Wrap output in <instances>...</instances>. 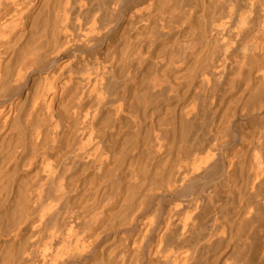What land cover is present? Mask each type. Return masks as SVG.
<instances>
[{
    "label": "bare ground",
    "instance_id": "1",
    "mask_svg": "<svg viewBox=\"0 0 264 264\" xmlns=\"http://www.w3.org/2000/svg\"><path fill=\"white\" fill-rule=\"evenodd\" d=\"M0 264H264V0H0Z\"/></svg>",
    "mask_w": 264,
    "mask_h": 264
},
{
    "label": "rangeland",
    "instance_id": "2",
    "mask_svg": "<svg viewBox=\"0 0 264 264\" xmlns=\"http://www.w3.org/2000/svg\"><path fill=\"white\" fill-rule=\"evenodd\" d=\"M229 253H230V252H229ZM229 253H228V254H229Z\"/></svg>",
    "mask_w": 264,
    "mask_h": 264
}]
</instances>
